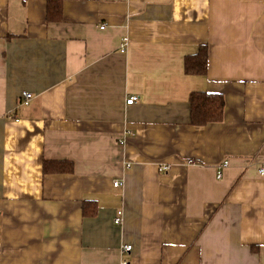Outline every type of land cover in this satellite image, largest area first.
<instances>
[{"label": "crops", "instance_id": "crops-1", "mask_svg": "<svg viewBox=\"0 0 264 264\" xmlns=\"http://www.w3.org/2000/svg\"><path fill=\"white\" fill-rule=\"evenodd\" d=\"M50 1L0 0V264H264V0Z\"/></svg>", "mask_w": 264, "mask_h": 264}, {"label": "trees", "instance_id": "trees-1", "mask_svg": "<svg viewBox=\"0 0 264 264\" xmlns=\"http://www.w3.org/2000/svg\"><path fill=\"white\" fill-rule=\"evenodd\" d=\"M61 12L60 2L51 0L48 6V19H58ZM209 51L202 46L194 55L185 58V74L189 76H205L208 72ZM190 122L195 127H205L210 124L222 123L225 118L226 100L222 94L209 92H192L189 97ZM74 164L71 161H44L45 174L72 173ZM84 217H94L97 214V204L86 201L83 204Z\"/></svg>", "mask_w": 264, "mask_h": 264}, {"label": "built area", "instance_id": "built-area-1", "mask_svg": "<svg viewBox=\"0 0 264 264\" xmlns=\"http://www.w3.org/2000/svg\"><path fill=\"white\" fill-rule=\"evenodd\" d=\"M105 27L103 26L101 29H104ZM129 46V40L128 38H124L121 44V52L125 53L127 51V48ZM32 94L31 93H25L23 96V102L22 104L28 105V102L32 99ZM139 101V98L136 96H131L127 99L126 104L131 106L134 105L135 103H137ZM130 134V133H127ZM125 144V140L123 139L120 142V145H124ZM189 165H194L195 163L193 161H189L188 162ZM229 167V161H225L223 162V164L219 167L218 172H217V179H221L223 177L224 171L225 169H227ZM127 168H130V166L128 165ZM158 170L160 173H168L170 170L169 165H159ZM258 174L261 177H264V165L260 166L258 169ZM120 186H123V183L121 182H115L114 183V187L118 188ZM114 224L116 226H121L123 224V212H117V215L114 219ZM132 251V246L130 245H126L122 248V253L123 254H128ZM123 264H128L127 262H123Z\"/></svg>", "mask_w": 264, "mask_h": 264}, {"label": "bare ground", "instance_id": "bare-ground-1", "mask_svg": "<svg viewBox=\"0 0 264 264\" xmlns=\"http://www.w3.org/2000/svg\"><path fill=\"white\" fill-rule=\"evenodd\" d=\"M258 169H259V167H258Z\"/></svg>", "mask_w": 264, "mask_h": 264}]
</instances>
